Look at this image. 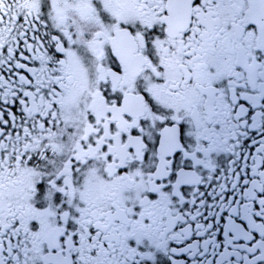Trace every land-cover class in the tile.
Listing matches in <instances>:
<instances>
[{
  "label": "snow or ice",
  "instance_id": "snow-or-ice-1",
  "mask_svg": "<svg viewBox=\"0 0 264 264\" xmlns=\"http://www.w3.org/2000/svg\"><path fill=\"white\" fill-rule=\"evenodd\" d=\"M0 264H264V0H0Z\"/></svg>",
  "mask_w": 264,
  "mask_h": 264
}]
</instances>
